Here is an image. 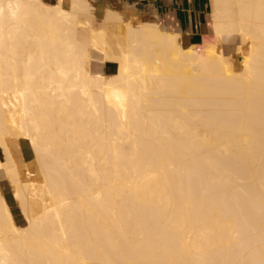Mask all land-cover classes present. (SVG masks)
Wrapping results in <instances>:
<instances>
[{"label":"bare ground","instance_id":"1","mask_svg":"<svg viewBox=\"0 0 264 264\" xmlns=\"http://www.w3.org/2000/svg\"><path fill=\"white\" fill-rule=\"evenodd\" d=\"M211 1L186 44L88 0H0V181L25 217L0 189V264H264V0Z\"/></svg>","mask_w":264,"mask_h":264},{"label":"crops","instance_id":"2","mask_svg":"<svg viewBox=\"0 0 264 264\" xmlns=\"http://www.w3.org/2000/svg\"><path fill=\"white\" fill-rule=\"evenodd\" d=\"M54 1V0H53ZM93 5V12L98 22L105 18L108 10L120 15L124 21H132L141 18L143 21H157L168 30L179 32L186 44L199 43L203 36L209 35L213 31L212 26V1L211 0H88ZM94 1V2H93ZM110 7V8H109ZM108 8V10L106 9ZM106 9V13H105ZM123 11V12H122ZM120 13V14H119ZM206 13V14H205ZM123 14V15H122ZM129 16V17H128ZM101 18V19H100ZM198 19V20H197ZM109 21V22H108ZM106 24L110 29H116L119 22L108 20ZM114 21V22H113ZM116 21V22H115ZM117 23V24H116ZM112 27V28H111ZM204 27V28H203ZM212 27V28H211ZM212 29V30H211ZM198 37V38H197ZM92 65L101 67L96 52L92 55ZM96 66V67H97ZM111 65L104 66V71H111ZM21 156L24 158L25 152L20 148ZM23 152V153H22ZM1 156V152H0ZM25 161V160H24ZM28 161L25 163L27 164ZM29 168V167H28ZM30 169V168H29ZM9 186L4 188V194H10ZM7 198V197H6ZM14 216L21 225L24 223L23 215L17 202L10 203Z\"/></svg>","mask_w":264,"mask_h":264},{"label":"rangeland","instance_id":"3","mask_svg":"<svg viewBox=\"0 0 264 264\" xmlns=\"http://www.w3.org/2000/svg\"><path fill=\"white\" fill-rule=\"evenodd\" d=\"M140 21L142 22L143 19L136 18V19L132 20V23L136 24V23H139ZM240 38L238 39L239 42L236 40L238 42V44L234 42L233 43V46H231L232 43L230 44L231 47L229 46L230 53H231V59L234 62V64H236V65H240V63H241L240 62L241 61L240 55L236 51L237 50H240L243 53L247 54L248 53V49H249V40H248V38H246L244 35H241ZM91 54L94 55V51L93 50H91ZM109 70H112L113 71L114 70V65H111V69L109 68ZM112 71H109V72H112ZM20 148H23V150L25 152V155H24L25 158H23L21 156L22 159H23V162H24V160H25V162L29 160V162H27V164L24 162L26 165L23 168V171H24V169H26V168L29 167L31 171H34L35 172L37 170V168H36L37 165L35 163L36 162L35 161V154H34V150H33L32 146H31L29 140H27V139H21L20 140ZM0 152H1V148H0ZM38 176L39 175H37V177H35V178L40 179L41 177L40 176L38 177ZM6 186H9L10 189H11V191H10L11 193L8 194L7 196H5V194H4V188ZM11 186L12 185L9 183V181H7L5 179H1V181H0V189L3 192L4 196L7 197L6 199H7L8 203L9 204L10 203H13V201L15 200L17 202V204H18V201L16 200V198L13 195V189L11 188ZM19 212H21V210ZM14 213H15V215H18V212L16 210H15ZM21 214H22V212H21ZM23 218H24V223L23 224H25V217L23 216Z\"/></svg>","mask_w":264,"mask_h":264}]
</instances>
